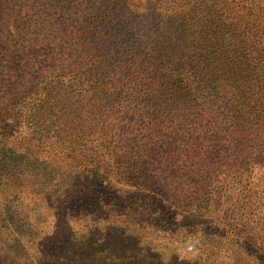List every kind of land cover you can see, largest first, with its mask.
<instances>
[{
	"label": "trees",
	"instance_id": "1",
	"mask_svg": "<svg viewBox=\"0 0 264 264\" xmlns=\"http://www.w3.org/2000/svg\"><path fill=\"white\" fill-rule=\"evenodd\" d=\"M76 1L45 0L44 5L54 15L47 27L56 42L71 49L80 59L78 66L86 69L83 84L74 86L78 94L93 95L91 101L100 104L97 96L136 91L171 118L180 110L192 113L196 93H207L218 100L224 136L240 145L264 143V0H96L99 4L73 25V16L67 15ZM2 8L8 7L0 0V14ZM52 77L33 107L24 103L15 81L0 79V192L6 201L30 198L52 210L66 206L73 219L86 224L75 244L68 242L67 250L49 262L193 264L168 255L178 252L192 232L185 231L188 218L177 219L163 196L136 187L122 197H104L108 180L99 163L86 159H78L73 178L78 182L65 191L58 188L61 175L55 162L43 155L46 146L38 134L32 137L25 129L30 121L40 127L44 119L72 127L77 123L70 113L57 111L73 95L63 81L66 72ZM74 104L79 107L81 101ZM203 235L218 237L214 231ZM156 242L175 251L159 253Z\"/></svg>",
	"mask_w": 264,
	"mask_h": 264
},
{
	"label": "rangeland",
	"instance_id": "2",
	"mask_svg": "<svg viewBox=\"0 0 264 264\" xmlns=\"http://www.w3.org/2000/svg\"><path fill=\"white\" fill-rule=\"evenodd\" d=\"M1 1L8 8L0 14V79L15 81L30 107L52 75L66 72L63 81L74 95L57 111L70 113L78 127L54 118L42 120L40 127L32 121L24 126L32 137L38 134L37 140L46 146L43 155L55 162L61 175L58 188L65 191L78 182L73 179L78 159L99 163L109 184L104 183V197L146 188L163 196L177 219L188 218L185 231L192 234L185 244L172 255L168 249L173 248L156 242L159 253L193 264H264L259 262L264 259V143L240 145L224 136L218 100L207 93H196L192 113L180 110L171 118L162 116L152 98L136 91L97 96L100 104H94L93 95L78 94L74 87L83 84L86 69L47 27L54 15L45 0ZM93 4L99 3L77 0L67 17L73 16L76 25ZM76 101H81L79 107ZM64 207L52 210L30 198L6 201L0 192V264H52L48 259L66 251L68 242L75 244L86 224ZM211 231L218 237L202 236Z\"/></svg>",
	"mask_w": 264,
	"mask_h": 264
}]
</instances>
